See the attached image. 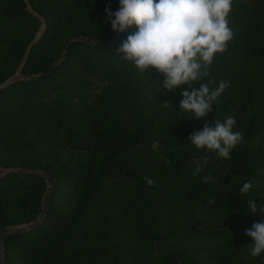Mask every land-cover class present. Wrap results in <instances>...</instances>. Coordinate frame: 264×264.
I'll use <instances>...</instances> for the list:
<instances>
[{
  "label": "trees",
  "instance_id": "trees-1",
  "mask_svg": "<svg viewBox=\"0 0 264 264\" xmlns=\"http://www.w3.org/2000/svg\"><path fill=\"white\" fill-rule=\"evenodd\" d=\"M28 1L0 0V84L22 64L0 88V233L28 226L5 234V264H264L245 234L264 222L246 202L264 209V0H233L234 37L201 81L230 86L197 120L183 88L160 94L157 72L145 80L117 52L135 31L107 24L118 0ZM227 116L243 134L230 159L190 144ZM11 167L52 172L41 219L45 176Z\"/></svg>",
  "mask_w": 264,
  "mask_h": 264
},
{
  "label": "clouds",
  "instance_id": "clouds-1",
  "mask_svg": "<svg viewBox=\"0 0 264 264\" xmlns=\"http://www.w3.org/2000/svg\"><path fill=\"white\" fill-rule=\"evenodd\" d=\"M119 7L113 12L107 5V24L114 32L124 33L135 28L122 42L117 52L123 61L132 65L145 79V74L157 72L160 77V94H175L183 88L179 110L189 119H204L213 112V105L230 86V82L221 81L218 87L201 83L210 77V71L216 55L227 50L234 32L228 17L232 11L233 0H118ZM146 80V79H145ZM152 82V83H153ZM200 84L196 88V84ZM187 86V87H185ZM168 102H165L167 106ZM171 104V103H170ZM236 119L227 116L222 122L213 120L206 123L202 130H196L188 137L196 150L214 153L222 159H230L231 152L243 141V134L234 131ZM154 151L160 148V142L151 145ZM194 176H199L209 163L208 156L195 160ZM149 186L155 182L144 178ZM213 177H203L204 183ZM252 189L251 181L245 182L239 189L241 196ZM251 214L260 213L255 200L246 201ZM209 203H215L209 200ZM252 238L251 255L264 254V222H255L245 231Z\"/></svg>",
  "mask_w": 264,
  "mask_h": 264
},
{
  "label": "water",
  "instance_id": "water-1",
  "mask_svg": "<svg viewBox=\"0 0 264 264\" xmlns=\"http://www.w3.org/2000/svg\"><path fill=\"white\" fill-rule=\"evenodd\" d=\"M43 27H44V23L41 25V32L43 30ZM36 39H37V37L35 38V40ZM73 39L74 38H72V40ZM69 45H70V43L68 44L66 49H68ZM28 51H29V49H28ZM27 57H28V53L25 56L24 60H26ZM21 70H22V64L19 66L18 70L11 77H9L7 80H5L3 83L0 84V88L8 85L10 82H12L15 79H17L19 77L20 73H21ZM14 170H28V171L41 173V174H43L45 176V178H46V180L48 182V191L45 194L44 203H43V210L41 211V214H40V219H41L43 217L44 213H45V209H46L47 202L49 200V195H50L49 191H50V188H51V186H52V184L54 182V176H53L52 172L51 171L44 172V171H42L39 168H33V167H11V168H6L3 171V173L11 172V171H14ZM26 227H28V226L27 225H24V226H6L1 231V233H0V245H1V248H2V260H3L2 264H5V261H4V259H5V252H4V236H5V234L10 232V231L22 230V229H24Z\"/></svg>",
  "mask_w": 264,
  "mask_h": 264
},
{
  "label": "rangeland",
  "instance_id": "rangeland-1",
  "mask_svg": "<svg viewBox=\"0 0 264 264\" xmlns=\"http://www.w3.org/2000/svg\"><path fill=\"white\" fill-rule=\"evenodd\" d=\"M0 259H1V263H3V260H2V248H1V245H0Z\"/></svg>",
  "mask_w": 264,
  "mask_h": 264
}]
</instances>
